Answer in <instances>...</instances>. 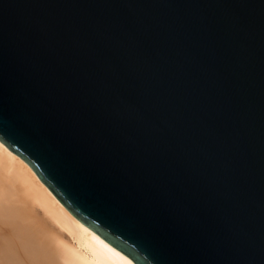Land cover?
Wrapping results in <instances>:
<instances>
[{
	"label": "water",
	"instance_id": "obj_1",
	"mask_svg": "<svg viewBox=\"0 0 264 264\" xmlns=\"http://www.w3.org/2000/svg\"><path fill=\"white\" fill-rule=\"evenodd\" d=\"M0 142L135 264H264V0H0Z\"/></svg>",
	"mask_w": 264,
	"mask_h": 264
},
{
	"label": "bare ground",
	"instance_id": "obj_2",
	"mask_svg": "<svg viewBox=\"0 0 264 264\" xmlns=\"http://www.w3.org/2000/svg\"><path fill=\"white\" fill-rule=\"evenodd\" d=\"M0 264H135L77 220L0 142Z\"/></svg>",
	"mask_w": 264,
	"mask_h": 264
}]
</instances>
